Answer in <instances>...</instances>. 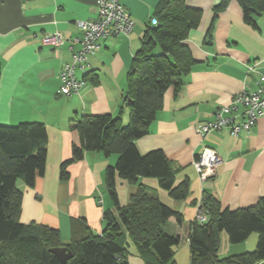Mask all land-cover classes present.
I'll list each match as a JSON object with an SVG mask.
<instances>
[{
    "label": "crops",
    "instance_id": "crops-1",
    "mask_svg": "<svg viewBox=\"0 0 264 264\" xmlns=\"http://www.w3.org/2000/svg\"><path fill=\"white\" fill-rule=\"evenodd\" d=\"M186 1L203 10L199 26L186 39L195 62L181 85L166 90L149 133L136 141L142 153L162 149L177 169L176 182L188 177L191 183L187 198L174 199L156 177H139V183L183 214L182 223L171 218L165 225L168 232L181 236L175 247L176 264L177 250L189 246V223L196 219L205 189L231 209L253 205L264 197V115L238 136L226 128L206 136L197 132V125L210 119L219 106L244 90L256 89L264 74V13L252 26L244 21L237 0L218 14L214 7L221 0ZM158 2L122 0L135 21L133 31L129 36L102 39L89 58L90 66L76 71L85 84L79 92L65 95L60 91L61 73L72 62V40L83 34L77 22L98 17V0H0V124L43 121L48 129L45 174L33 186L17 181L23 191L21 221L58 228L64 243L77 229L102 232L104 210L114 208L105 178L107 167L117 161L116 153L86 151L82 159L69 164V176L61 178L62 161L72 157L75 144H81L74 120L84 114H119L127 71ZM56 32L66 38L61 46L42 43L44 35ZM79 47L76 43L75 48ZM249 64L254 70L248 69ZM128 119L129 109L124 106L123 123ZM207 146L219 152L220 161L216 174L203 181L194 160ZM137 187L118 176L121 203H128ZM221 235L228 239L227 234ZM257 238L252 233L241 250L255 248ZM129 248L130 264H146L133 243Z\"/></svg>",
    "mask_w": 264,
    "mask_h": 264
},
{
    "label": "trees",
    "instance_id": "trees-1",
    "mask_svg": "<svg viewBox=\"0 0 264 264\" xmlns=\"http://www.w3.org/2000/svg\"><path fill=\"white\" fill-rule=\"evenodd\" d=\"M230 1L221 0L214 7L215 14ZM237 1L244 21L256 26L257 17L264 13V0ZM154 16L159 23H149L141 37V45L127 71L119 114H84L76 118L74 127L80 133L81 144L73 146L72 157L60 166L61 178H67L69 164L82 159L86 151L118 155L116 163L106 169V187L114 208L104 210L106 225L102 232L95 233L88 227L85 231L77 229L70 241L64 243L58 228L21 221L23 191L17 181L22 179L33 186L36 178L45 174L48 129L43 121L0 124V264H130V243L146 264H176L175 247L181 236L168 232L165 225L171 218L182 223L183 214L139 183V177H156L174 199L187 198L191 183L188 177L176 182L177 169L162 149L142 153L136 141L149 133L166 90L171 85H181L191 71L195 60L186 39L190 30L199 26L203 10L188 5L186 0H159ZM124 106L129 109L126 125ZM118 176L138 184L126 204L119 198ZM200 207L207 212L208 219L189 223L190 264L264 261V197L253 205L231 209L205 189ZM223 231L233 244L244 242L256 232V247L220 257ZM61 246L74 252L66 263L50 251Z\"/></svg>",
    "mask_w": 264,
    "mask_h": 264
},
{
    "label": "built area",
    "instance_id": "built-area-1",
    "mask_svg": "<svg viewBox=\"0 0 264 264\" xmlns=\"http://www.w3.org/2000/svg\"><path fill=\"white\" fill-rule=\"evenodd\" d=\"M98 6L97 18L77 22L83 34L72 40L70 44L72 62L66 63L61 73L60 91L65 95L79 92L85 84V80L79 78L76 71L85 70L90 66L89 58L99 49L102 39L121 34L129 36L135 26V21L122 0H98ZM158 23L155 16L150 19L151 25L155 26ZM65 40L61 32H56L44 35L42 43L58 47ZM76 43H80L79 48H75ZM254 68L248 65L249 70H254ZM263 115L264 74L257 81L256 89L244 90L236 94L230 103L219 106L210 119L197 125V132L201 136H206L211 131L226 128L232 135L238 136L243 131H249ZM219 161V152L215 148L205 147L194 160V166L200 179L206 181L212 178L217 172ZM196 219L199 222H206L207 212L200 208Z\"/></svg>",
    "mask_w": 264,
    "mask_h": 264
},
{
    "label": "rangeland",
    "instance_id": "rangeland-1",
    "mask_svg": "<svg viewBox=\"0 0 264 264\" xmlns=\"http://www.w3.org/2000/svg\"><path fill=\"white\" fill-rule=\"evenodd\" d=\"M157 50L160 51L159 48H157ZM126 123H124V124L126 125ZM223 233L227 234V232H225V231H223ZM254 234H257V233L254 232ZM227 238H228V234H227ZM248 242L249 241H247L246 243H248ZM246 243L241 242V243L233 244V243H230L228 239L225 241L222 238V235H221V244H220V249L218 251V254H219L220 257H225V256H227L229 254L234 253V252H238L239 253L241 251H246L244 249H248V248H244V249L241 250L242 246L246 247V245H245ZM248 250L251 251V249H248ZM176 258L178 259V263L179 264H190V262H189L190 261L189 246L187 247V245H183L182 247H180V250L179 251L177 250Z\"/></svg>",
    "mask_w": 264,
    "mask_h": 264
},
{
    "label": "water",
    "instance_id": "water-1",
    "mask_svg": "<svg viewBox=\"0 0 264 264\" xmlns=\"http://www.w3.org/2000/svg\"><path fill=\"white\" fill-rule=\"evenodd\" d=\"M50 251L53 252L62 262H67L74 256V252L67 246L52 247Z\"/></svg>",
    "mask_w": 264,
    "mask_h": 264
}]
</instances>
